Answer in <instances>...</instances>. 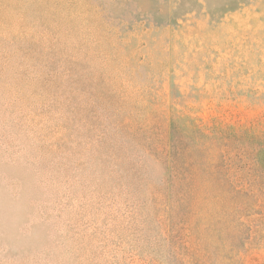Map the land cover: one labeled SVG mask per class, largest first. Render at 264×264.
<instances>
[{"label":"rangeland","instance_id":"rangeland-1","mask_svg":"<svg viewBox=\"0 0 264 264\" xmlns=\"http://www.w3.org/2000/svg\"><path fill=\"white\" fill-rule=\"evenodd\" d=\"M0 264H264V0H0Z\"/></svg>","mask_w":264,"mask_h":264}]
</instances>
